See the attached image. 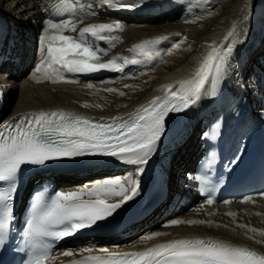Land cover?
<instances>
[{"label":"snow or ice","instance_id":"6c2138e0","mask_svg":"<svg viewBox=\"0 0 264 264\" xmlns=\"http://www.w3.org/2000/svg\"><path fill=\"white\" fill-rule=\"evenodd\" d=\"M102 2L109 9L121 10L138 7L144 0ZM200 2L208 3L209 0ZM76 8L72 0H62L43 22L38 39L40 60L31 74L35 82L78 83L67 74L90 75L101 71L124 73L129 65L150 63L162 57L158 45L169 39L166 34L136 43L128 49V56H116L104 61L103 56L120 42L117 33L125 30L124 25L117 21L89 23L78 27L84 23L85 17L57 18L61 13L73 12ZM250 11V7H246L241 24L248 21ZM91 15L94 17L95 13ZM208 15H211L210 11ZM200 19L203 17L198 16L186 22L195 23ZM242 35L240 25L233 24L223 43L219 46L215 42L209 45V50L191 78L162 86L160 91L165 93L163 96L153 98L127 117L97 119L63 109L37 110L0 124V247L4 246L9 234L14 233L16 251L26 253L27 256L24 264H56L60 257L70 258L66 264H264V252L212 237L174 239L129 252H112L107 247L94 245L76 250H55V242L107 220L124 204L137 197L140 182L133 177L106 179L76 191H60L51 195L46 189L37 191L19 232L16 233L15 229L14 201L23 166L45 165L50 161L83 156H109L126 164L137 165V173H143L142 166L148 163L155 152L166 130L165 120L169 114L186 111L195 106L202 96L217 95L228 72L234 47L242 42ZM186 39L181 36L179 41L163 50V54L170 55L180 49ZM99 42H105L109 48H101ZM85 87L95 89L92 95L101 91L92 83ZM103 91L117 93L121 97L126 95L111 87ZM83 107L102 108L103 105L85 102ZM212 134L214 136L218 133L214 131ZM238 159L236 157L232 162ZM198 179L201 181L202 193L211 191L205 177ZM258 198L264 199V192L257 196H245L241 202L255 204ZM205 203L208 206L214 205V197L208 196ZM231 203L230 200L223 201L225 205ZM203 209L204 205H201L198 211ZM256 214L264 216V213ZM207 215L212 217L216 213L208 212ZM225 215L231 218L234 225L232 230L239 228L249 239L264 245V228L239 222L236 211H228ZM182 224L230 227L227 224H216L212 219L170 221L172 226ZM169 234L155 231L140 239L146 243ZM60 264L65 262L60 261Z\"/></svg>","mask_w":264,"mask_h":264},{"label":"bare ground","instance_id":"6f19581e","mask_svg":"<svg viewBox=\"0 0 264 264\" xmlns=\"http://www.w3.org/2000/svg\"><path fill=\"white\" fill-rule=\"evenodd\" d=\"M81 2L82 14L90 16V23L118 21L124 25L125 30L117 33L120 42L103 56L104 59L113 58L121 53L130 55L128 49L136 43L166 34L169 39L158 45L162 50V57L150 63L129 65L124 73L111 71L103 79L87 80L77 86L31 85L25 79V73L33 58L32 39L36 27L40 25V6L36 0H0V35L4 39L1 55L8 58L7 62L0 64V124L23 113L37 110L68 109L106 119L124 116L139 105L165 94L160 91L162 86L191 78L200 60L209 50V45L213 42L217 46L223 43L233 24H239L243 30L240 38L242 42L235 45L228 72L218 90L225 91L227 96L241 94L242 105L245 108L251 106V113L255 110L257 113L263 111L264 0H209L208 3H201L200 0H144L138 7L121 10L109 9L102 0ZM246 7L251 9L249 19L241 24ZM209 11L211 15H208ZM93 12L94 17L91 15ZM198 16H202L203 19L195 23L186 22ZM181 36L187 38L181 44V48L174 50L170 55L163 54V50L170 48ZM100 47L109 48V45L101 42ZM88 83H92L101 91L97 95H92L95 89L86 88L85 85ZM110 87L123 91L126 95L121 97L117 93L103 91ZM209 97L202 96L195 106L187 109L173 131L158 143L148 163L142 166L143 169L150 163H155L159 172L162 170L172 172L169 176L171 185L180 180L181 169L187 167L201 153L198 132L202 128L204 114L210 110ZM85 102L92 105L98 103L103 107L85 108L83 107ZM9 103L12 107L9 114L4 116ZM202 106L204 112L199 111ZM137 167L114 158L94 164L87 161L76 162L55 174L59 178L65 177L57 181L59 188L76 191L94 180L100 182L128 177L137 179L140 174L137 173ZM89 171L93 173L79 182L83 179L80 174ZM83 182L85 185H82ZM172 188L173 208L167 206L163 213L155 212L146 222L133 227L134 230L145 229L141 231L142 233L145 231V234L161 231L168 232L169 235L154 238L146 243H142L141 237H137L139 230L134 234L122 232L106 238L92 235L90 239H99L103 243L96 247L136 250L170 238L212 237L264 252V245L249 239L243 230L239 228L232 230L234 225L231 218L225 215L228 211H236L239 222L264 228V216L256 214L264 213V199H257L255 204L232 201L230 205L217 207H210L201 202L191 207L178 206L181 192L176 186ZM201 205H204V209L198 211ZM208 212H214L216 215L209 217ZM173 219H212L216 224H227L230 227H210L206 224L167 227L159 225L162 221ZM66 249L76 250L71 247ZM68 259L70 258L60 257L56 264Z\"/></svg>","mask_w":264,"mask_h":264},{"label":"rangeland","instance_id":"374dc122","mask_svg":"<svg viewBox=\"0 0 264 264\" xmlns=\"http://www.w3.org/2000/svg\"><path fill=\"white\" fill-rule=\"evenodd\" d=\"M3 87L6 89V86H5V85H4ZM3 93H4V92H3ZM11 105H12V104H10V103L7 105V110H6V112L4 113V116H6V115L9 114V112H10V107H12ZM138 236H140V235H138ZM138 236H137V237H138Z\"/></svg>","mask_w":264,"mask_h":264}]
</instances>
